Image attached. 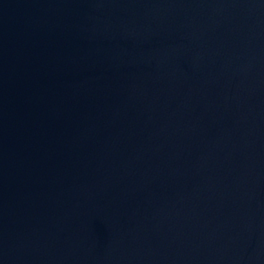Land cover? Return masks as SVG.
Wrapping results in <instances>:
<instances>
[{
	"label": "water",
	"instance_id": "1",
	"mask_svg": "<svg viewBox=\"0 0 264 264\" xmlns=\"http://www.w3.org/2000/svg\"><path fill=\"white\" fill-rule=\"evenodd\" d=\"M0 264H264V0H0Z\"/></svg>",
	"mask_w": 264,
	"mask_h": 264
}]
</instances>
